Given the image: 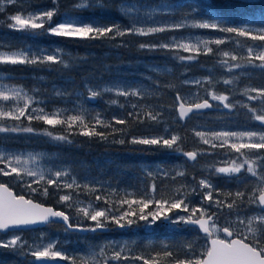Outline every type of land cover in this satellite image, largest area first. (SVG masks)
<instances>
[{
  "label": "snow or ice",
  "instance_id": "obj_1",
  "mask_svg": "<svg viewBox=\"0 0 264 264\" xmlns=\"http://www.w3.org/2000/svg\"><path fill=\"white\" fill-rule=\"evenodd\" d=\"M241 3L245 8L240 13V23L234 24L210 3L205 9L207 18L196 19L194 13L198 9L181 11L183 5L162 0L158 3L148 0H67L66 3L65 0H0V13L6 12V6L16 9L14 14L0 20V26L27 36L43 34L77 42L119 41L117 46L127 47L128 37H155L187 28L228 34L209 39L172 36L159 42L138 43L140 50L172 53L185 71L190 68L187 62H198L201 55L219 57L208 75L183 80L177 77L179 85H195L203 90V94L198 91L187 95L181 93L177 83L161 85L158 79L151 77H148L149 86L137 87L120 82L110 86L94 85L86 79L82 81L86 98L84 91L76 89L68 91L54 86L47 93L38 87L26 88L13 83L15 78L5 69L30 66L34 70L63 72L73 70L84 62L83 58L70 57L60 47L41 49L0 41V134H5L3 139L9 138L7 134L24 133L71 144L70 137L79 135L90 140L98 138L113 144L141 146L140 151L177 153L176 159L184 158L179 164L142 167L144 177L151 182L146 186L142 184L143 191L138 195L110 186L105 188L106 182L88 176L82 181L71 167H57L51 155L9 150L0 140V178H7L27 193L17 194L9 183L0 181V253L23 258L27 264H58L60 261L128 264L130 260L141 264H264V86L245 84L240 87L239 95L244 100L234 99L233 94L242 78L250 80L256 70L264 76V0H241ZM112 13L127 23H122ZM158 16L161 19L158 20ZM229 42L234 44L233 49L220 48ZM181 51L187 55H181ZM217 67L229 75L217 78L214 75ZM152 71L159 75L173 73L172 68L154 67ZM221 83L226 91L217 89ZM161 89L175 90L172 103L141 102L162 98L165 92ZM106 94L117 97L106 101L109 106L117 105L124 110L119 115L113 114L111 119L85 106V99L94 101ZM120 97L126 102L120 103ZM132 98H136L135 102ZM59 101L70 106L49 110L50 104ZM214 108L243 115L247 130L205 131L199 129L207 125L198 122L188 127V121ZM34 122L48 127L37 129ZM58 126L62 132L51 130ZM141 126H145V131L135 134ZM189 132L196 144L209 147L185 150ZM206 154H223L227 159L202 165L201 174L192 175L191 182H178L187 181L188 167H195ZM158 177L170 179L172 183L159 187ZM213 178L235 184L236 190L218 186ZM196 196L199 202L193 203L192 198ZM34 197L51 198L54 204H45ZM162 219L173 225L191 226L193 231L202 233L205 243L199 252L196 251L199 236L180 245L178 250L164 244L161 250L150 255H132L133 249L127 242L115 241L89 245L83 252L69 255L58 240L42 231L28 239L24 235L41 225H59L65 233L97 232L106 230L109 225L123 229L137 221L152 225Z\"/></svg>",
  "mask_w": 264,
  "mask_h": 264
},
{
  "label": "rangeland",
  "instance_id": "obj_2",
  "mask_svg": "<svg viewBox=\"0 0 264 264\" xmlns=\"http://www.w3.org/2000/svg\"><path fill=\"white\" fill-rule=\"evenodd\" d=\"M241 1V0H240ZM67 0H65V3ZM161 2V0H158L156 3ZM162 2H166L172 5H183L184 7L181 9V11H190L192 8L189 7L191 0H162ZM16 9H14L12 6H6V12L5 13H0V20H4L7 15L14 14ZM85 16L89 15V13L83 14ZM196 19H202L197 16H195ZM166 18V17H165ZM178 17V14L176 16ZM157 19H161V17H157ZM122 23H127L126 20H121ZM172 36H192V37H201L205 39L209 38H218L221 36H226L225 33H221L218 31L210 30V29H196V28H187V29H180L175 32H168L164 34H158L155 37H144L142 42H148V41H153V42H159L161 40H166L171 38ZM130 39H137L141 37H129ZM63 39L64 38H59V37H53L49 35H36V36H27L23 33L15 32L8 30L6 27L0 26V41L3 42H8V43H24L28 46H31L33 48H41V49H50V48H56L60 47L64 49L65 53L68 55L69 51L65 48L63 44ZM117 42V41H115ZM107 43V41L103 42ZM130 43H132L130 41ZM138 45V44H137ZM136 45V48L138 49ZM212 47H216V45H212ZM137 49H134L137 51ZM140 50V49H139ZM140 53V52H139ZM119 55V53L115 50H102L101 55L102 56H108V55ZM161 55L155 58H142L136 60V63L142 66L144 69L139 70L140 75H144L146 78L151 77V78H158L159 74L155 73L152 71L154 67H160V68H172L173 66L171 64V61L169 58H164L163 55L164 53H159ZM214 64H209L205 66H199V70L201 71L200 74H196L198 71L194 73L192 76H178L179 80L183 79H192V78H199L204 75L209 74V69L213 67ZM86 69L81 68V77L80 81L76 82L73 77L70 76H54L52 79V73L50 70H34L30 66H11L9 68H6L5 71H10L11 75L15 78L12 82L13 83H18L24 85L26 88H32V87H38L42 90H47V93H50L52 88L55 86L56 88H64L67 89L68 91H72L73 89H76L77 91H84L83 83L82 81L86 79H90L92 84H99L101 86L104 85H111L116 82H120L123 85L127 86H132V87H137V86H142V85H132L128 82H123L121 80H108L104 82H98V80L93 81L92 78L89 76V72L85 71ZM235 74H238L237 70H234ZM164 75H170V74H164ZM214 75L219 78L220 76H225L226 72L223 70L219 69L218 67L214 70ZM44 77L43 80H39L38 77ZM7 82V81H6ZM179 83V82H178ZM245 84H250L251 86H264V76L258 75L255 72L252 74V78L246 79L242 78L241 81L238 83L237 87L233 89V94H234V99H239V100H244L245 98L239 95L238 89L240 87H243ZM144 86V85H143ZM185 86V85H184ZM200 92L203 94L202 89H198L195 85H187L185 86L182 94H189V93H197ZM45 93V94H47ZM109 95H114V94H106L103 98L99 99L101 105L100 106H90L89 101L85 99V106L89 108L90 110L93 111H99L104 114V116L107 119H111V116L113 114H121L124 110L120 109L119 107H115L114 105L109 106L106 101L110 98ZM87 93L84 91V97L86 98ZM41 98H44L41 96ZM136 98H132V102H135ZM142 103H145L144 101H141ZM253 105H255L256 102H249ZM64 106H70V105H65L63 101H59L56 104H50L49 110L51 107H64ZM109 107V108H106ZM212 110V109H211ZM206 111V112H211L208 114L207 117H204L202 119L200 118H194L191 121H188V127L191 128L193 127L197 122L199 124H204L207 125V127L199 129V130H205V131H240V130H247V125L245 123L243 115H237L236 112H232L229 114V116H225L226 112H224V115H221L222 111L220 110H213V111ZM241 112L243 110H240ZM221 115V116H220ZM165 116H168L167 111L165 112ZM219 116V117H218ZM218 118V119H217ZM25 125H27V121L24 122ZM33 126L37 129L43 128V127H48L46 125H43L42 123H33ZM55 133H60L63 131L61 127H56L55 129H51ZM143 133V132H142ZM140 134V133H139ZM8 139H3L5 137V134H0V140H3V146L7 147L9 150L13 151H38V152H44L48 155H51L53 157V163L57 167L64 165L71 167L73 170V174L77 175L80 177V179L83 181L85 176H88L89 178H95L99 181L106 182L104 184L105 188H108L109 186L114 188L115 185L114 183L116 182V179L113 177H110L111 179H114L112 181L109 177H105L103 175H97L94 174L90 167L89 164L90 162L95 159L96 161L98 158L101 159H109L110 157L108 156L109 152L111 151L110 149H115L113 147H108V143L104 142H99L98 147H102L99 149L100 152H102L100 155L95 156L93 153H99V151L95 148H91V144L86 146V149L80 148L76 143H71V144H66V143H61V142H56V141H51L47 137H42V136H31L30 134H24V133H19V134H7ZM72 138V137H70ZM90 142V141H89ZM189 142H193L191 144H194L195 146H192L191 149L195 147H203V148H208L209 146L207 145H198L195 143L194 138H189ZM141 148V146H139ZM139 148V149H140ZM136 146H134V149L132 150L133 152L136 151ZM139 152L142 156L144 155H149L151 151H136ZM169 153L171 154L172 152H166V154ZM136 154V153H134ZM92 158V159H91ZM153 158V157H152ZM183 158V157H182ZM223 159H227L226 156L223 154H206L205 156L201 157L199 160V163L195 165V167H192L191 165L188 167V172L189 176L187 178V181L184 180H178V182H191V177L192 175H195L196 172H198V176L201 174V166L206 164V163H212L215 161H220ZM147 162L139 161V164H141L142 167H154L158 162H155L153 159L152 161L146 159ZM137 162L138 161H133ZM44 163H49V161H45ZM158 180V186L163 187L165 184H171L172 181L169 180H164L161 177L157 178ZM156 180V181H157ZM0 181L9 183L10 186L13 188L14 192L17 194H23L24 195L27 193L24 192L21 188L17 187L15 184H12L11 181H9L7 178H0ZM213 182L217 184L220 187L225 188L226 190H236V185L231 183V182H226L225 180L218 179V178H213ZM82 199H85L84 197H81ZM193 203H198L199 202V197H193L192 198ZM126 207V206H125ZM74 212V211H73ZM181 215L184 213L181 212ZM74 215V214H73ZM175 217L173 216V219ZM221 226L223 224L221 223ZM110 227H114L115 229H112L108 235V232H102V231H97V232H63L61 233H55L53 231H48L44 230L43 232L46 233L48 236L50 235V232H52V237L51 239L58 240L59 243L62 245L63 249L69 254V255H75L77 252H83L86 250V248L89 245H95V244H100L105 241H115L117 243H122V242H127L133 249L132 255L136 254H145V255H150L151 253L155 251L161 250L162 245L167 244L172 247V249H179V246L184 243H177V239L173 238L172 235L175 236V232L178 231H184V236H189L190 241L197 239L199 236V239L197 240L196 244V251L197 253L200 250V247L205 243V240L201 237V234H197V231H193L191 226L188 225H182V224H175L173 225L170 221L166 220H159L155 222L152 225H147L146 222L144 221H137L136 224H133L126 229H121L117 228L115 225H111ZM135 228V232L132 231V229ZM134 233V234H133ZM104 234H107L106 236ZM163 234V236H162ZM99 237V239H95L96 237ZM183 236V237H184ZM5 256V261L4 264H10L17 262L18 258L17 257H10ZM69 263V262H68ZM115 264V262H113ZM128 264H141L139 261H128Z\"/></svg>",
  "mask_w": 264,
  "mask_h": 264
},
{
  "label": "trees",
  "instance_id": "obj_3",
  "mask_svg": "<svg viewBox=\"0 0 264 264\" xmlns=\"http://www.w3.org/2000/svg\"><path fill=\"white\" fill-rule=\"evenodd\" d=\"M211 4L212 7L220 12L223 16L230 18L232 23L234 24H239L240 23V13L242 10H244L245 6L241 3L240 0H191L189 7L192 9H198L197 13H194L195 16L206 19L205 15V9L208 4ZM85 14V13H84ZM113 16H115L117 19L122 20L121 17L117 16L116 13H112ZM228 35V34H225ZM128 40V46L127 47H119L117 46L119 44V41L117 42H107L103 43L100 41L96 42H77L75 40H66L63 39V44L65 48L69 51L68 56L70 57H81L83 58V63H78L73 70L69 71H51L49 73H52V79L54 76H70L75 79L76 82L80 81L81 77V71L80 69L82 68L83 71L89 72V76L95 80H98V82H104L108 80H121L123 82H128L132 85H144V86H149L151 84V81L146 78L143 74H139V70H143L144 68L140 66L139 64L136 63V60L142 59V58H155L161 55L159 53H164L163 55L164 58H169L171 61V64L173 66V73L170 75H159L158 78H152V80H159L160 84H167L169 82L172 83H177L178 88L181 92H183L185 86L184 85H179L177 77L178 76H192L196 71L199 70V66H205L209 64H214L216 60L219 59V57L216 56H204L201 55L198 57V62L197 61H192V62H187L190 64L189 70L185 71L184 67L180 66V62L176 61L173 59L172 53L170 52H165V51H146V50H139L136 48V45L140 42L141 40L144 39V37L137 38V39H130L129 37L126 38ZM243 39V38H241ZM130 41L132 43H130ZM217 47V46H216ZM214 47V48H216ZM221 49H233L234 44L229 42L226 45L220 46ZM115 50L119 53V55H108V56H102L101 51L102 50ZM134 49H137L135 51ZM140 52V53H139ZM181 55H187V53H184L181 51ZM183 73V75H181ZM201 71H198L196 74H200ZM256 74L261 75L259 70L255 71ZM229 75L226 73L225 76ZM93 80V81H95ZM239 83V82H238ZM217 89L219 91H226V86H224L222 83L217 86ZM161 91L165 92V95L162 98H153L151 101H144V102H152V103H163V104H170L172 103V99L175 95V90H166V89H161ZM110 98H117L114 95H109ZM120 103H125V99L123 97L118 98ZM213 104H216L218 102L211 101ZM90 106H100V100H95V101H89ZM115 107H118L117 105H114ZM109 108V107H106ZM220 110L222 111L221 115H224L223 113L226 112L225 116H229V110L228 109H222V108H214L213 110ZM211 112H204L203 116H198L196 118H204L207 117L208 114ZM119 115V114H116ZM220 115V116H221ZM219 117V116H218ZM145 131V126H141L137 129L135 134H139ZM150 131V130H149ZM180 131L183 133L184 129L181 128ZM119 138V137H117ZM189 138H194L191 133H188V140L184 144L185 150H191L192 146H195L194 144H191L193 142H189ZM72 141L76 143L80 148L86 149V146L89 148V144H91V148H95L99 151L100 148L98 147L99 142H104L100 141L98 138L94 139H89L87 137L75 135L72 136ZM90 141V142H89ZM108 143V147H113L115 149H110L111 151L109 152L108 156L110 157L109 159H101L98 158L96 161L93 159L89 167L91 171L94 174L97 175H103L105 177H113L116 179V182L114 179H111L114 181V185L118 191L119 190H128V191H133L137 192V194H141L143 191L142 184L147 185V183H150L151 181L146 180L144 177L142 171H141V164H139V161L147 162L146 159L152 161V159L155 162L158 163H164L166 165H172V164H179L182 163L184 158L180 157L179 159H176L178 156L177 153H167L163 150H150L151 153L148 155L142 156L139 152L138 149L140 148L139 146H136V151L133 152L132 150L134 149L133 145H120V144H113L110 141L104 142ZM102 152L99 151V153H93L95 156L100 155ZM136 153V154H134ZM153 157V158H152ZM92 159V158H91ZM133 161H138L134 162ZM198 176V172L195 174ZM158 183V180L156 181ZM24 194V193H23ZM35 199L45 203V204H54V200L51 198L44 199L42 197H34ZM85 198V197H84ZM94 199V197H93ZM115 200L116 197H113ZM102 203V202H98ZM57 207H59L57 205ZM74 211V210H73ZM74 214V212H73ZM75 222V220H74ZM85 224H90L91 222H84ZM52 231L55 233H63L64 231L62 230L61 226L59 225H53L52 226ZM105 232V231H102ZM106 233V232H105ZM109 233V232H108ZM197 234H201L196 232ZM109 233L108 235H110ZM184 231H178L175 232V236L172 235L173 238L177 239V243H184L190 241L189 236H184ZM105 236L107 234H104ZM163 236V234H162ZM184 236V237H183ZM201 237L203 238V235L201 234ZM95 239H99L97 236ZM182 243V244H184ZM5 256L6 258L7 255H1V261L4 264L5 261ZM10 264H14L13 262ZM15 264H19V260L15 262Z\"/></svg>",
  "mask_w": 264,
  "mask_h": 264
},
{
  "label": "flooded vegetation",
  "instance_id": "obj_4",
  "mask_svg": "<svg viewBox=\"0 0 264 264\" xmlns=\"http://www.w3.org/2000/svg\"><path fill=\"white\" fill-rule=\"evenodd\" d=\"M158 0H148L149 3H156ZM111 226V225H109ZM112 229H115L114 227H110V229L108 231H105V232H110V230ZM44 230H48V231H52V226H39V227H35V231L33 232H26L24 233L25 235V238L28 239V238H31V237H35L39 234V232H43ZM132 231L135 232V228L132 229ZM84 233H88V232H84ZM49 237L51 238L52 237V232H50V235ZM1 255H4L3 253H0V261H1ZM19 260V264H27V262L23 259V258H18Z\"/></svg>",
  "mask_w": 264,
  "mask_h": 264
},
{
  "label": "water",
  "instance_id": "obj_5",
  "mask_svg": "<svg viewBox=\"0 0 264 264\" xmlns=\"http://www.w3.org/2000/svg\"><path fill=\"white\" fill-rule=\"evenodd\" d=\"M95 101V100H94ZM93 102V101H92ZM209 110H211V109H209ZM209 110H204V112H206V111H209ZM14 191V190H13ZM41 226H43V225H41ZM34 227H38V226H34ZM127 227H125L124 229H126ZM109 229V227L106 229V230H108ZM105 231V230H104ZM202 234V233H201ZM203 235V234H202ZM58 264H68L66 261H60V262H58Z\"/></svg>",
  "mask_w": 264,
  "mask_h": 264
},
{
  "label": "bare ground",
  "instance_id": "obj_6",
  "mask_svg": "<svg viewBox=\"0 0 264 264\" xmlns=\"http://www.w3.org/2000/svg\"><path fill=\"white\" fill-rule=\"evenodd\" d=\"M106 231V230H105ZM134 234V233H133Z\"/></svg>",
  "mask_w": 264,
  "mask_h": 264
}]
</instances>
